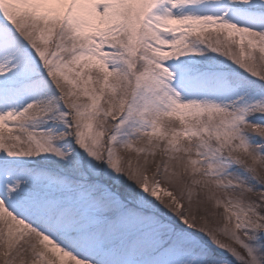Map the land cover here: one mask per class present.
<instances>
[{
  "label": "snow or ice",
  "instance_id": "1",
  "mask_svg": "<svg viewBox=\"0 0 264 264\" xmlns=\"http://www.w3.org/2000/svg\"><path fill=\"white\" fill-rule=\"evenodd\" d=\"M0 264H264V0H0Z\"/></svg>",
  "mask_w": 264,
  "mask_h": 264
}]
</instances>
